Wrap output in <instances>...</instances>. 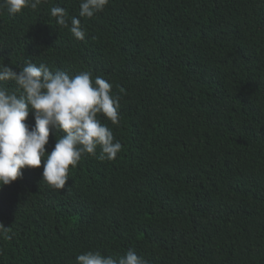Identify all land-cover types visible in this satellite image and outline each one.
I'll return each instance as SVG.
<instances>
[{"label": "trees", "instance_id": "trees-1", "mask_svg": "<svg viewBox=\"0 0 264 264\" xmlns=\"http://www.w3.org/2000/svg\"><path fill=\"white\" fill-rule=\"evenodd\" d=\"M53 6L78 17L80 0L14 15L0 0V57L109 81L120 122L100 119L122 151L85 155L64 189L43 181V158L0 187V264L129 249L149 264H264V0H109L80 18L82 41Z\"/></svg>", "mask_w": 264, "mask_h": 264}, {"label": "clouds", "instance_id": "clouds-1", "mask_svg": "<svg viewBox=\"0 0 264 264\" xmlns=\"http://www.w3.org/2000/svg\"><path fill=\"white\" fill-rule=\"evenodd\" d=\"M43 2L46 0H5L10 15L26 8L37 10ZM108 4L109 0H80L78 17L69 18L68 11L60 6L51 7L50 15L82 41L86 32L80 18H92ZM16 68L0 57V187L22 177V169L40 168L42 158L43 181L54 189L65 188L70 166L75 168L85 155L95 156L99 149L100 159L117 158L122 144L100 119L103 116L112 125L120 122V97L112 94L109 81L90 71L70 75L30 60ZM30 112L32 125L26 122ZM53 130L65 135L56 136L49 153L46 145ZM0 233L11 239L2 222ZM75 259L76 264H149L134 249L122 256L89 250Z\"/></svg>", "mask_w": 264, "mask_h": 264}]
</instances>
